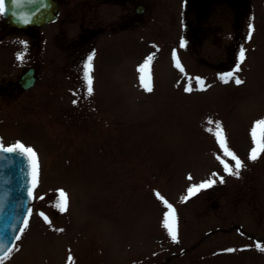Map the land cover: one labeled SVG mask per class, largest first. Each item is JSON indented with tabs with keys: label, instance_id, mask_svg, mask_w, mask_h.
Masks as SVG:
<instances>
[{
	"label": "rangeland",
	"instance_id": "obj_1",
	"mask_svg": "<svg viewBox=\"0 0 264 264\" xmlns=\"http://www.w3.org/2000/svg\"><path fill=\"white\" fill-rule=\"evenodd\" d=\"M139 1L147 6L144 30L103 37L87 49L95 46L92 95L77 71L88 57L79 58L81 66L48 57L38 84L17 104L0 106L3 143L22 142L39 159L29 227L4 264H70L69 257L71 264H264L257 249L264 243L241 232L264 236V154L249 160L251 130L264 120V0H251L248 18L257 21L250 40L246 22L240 31L231 25L214 32L190 24L184 5L180 31L181 0ZM67 10L65 32L73 38L82 16ZM92 13L106 21L117 14ZM241 48L246 58L235 72ZM148 56L151 92L138 71ZM227 70L244 83H224ZM216 123L246 165L239 178L220 162L234 164L213 134ZM210 179L217 181L212 188L184 199ZM60 190L69 199L65 212L55 206ZM165 201L175 210L178 242L163 226Z\"/></svg>",
	"mask_w": 264,
	"mask_h": 264
},
{
	"label": "flooded vegetation",
	"instance_id": "obj_2",
	"mask_svg": "<svg viewBox=\"0 0 264 264\" xmlns=\"http://www.w3.org/2000/svg\"><path fill=\"white\" fill-rule=\"evenodd\" d=\"M60 4L59 18L50 24L38 27L34 26L26 30L9 23L4 14H0V106L17 104L22 99L25 89L22 84L23 74L30 69L39 80L40 58L43 57H68L73 58L74 64L80 66L79 58H84L90 53L93 55L95 46L87 50L94 42L103 37H112L119 32H127L129 35H137L140 28H146L147 6L139 0H56ZM92 2L90 6L87 2ZM80 4V5H79ZM82 4L86 5L84 9ZM191 17L188 19L213 27H222L221 33L231 25H243L250 19L251 0H192ZM184 3L181 0L179 13L180 28L184 21ZM81 12V19L76 35L68 37L65 27L70 25L68 8ZM105 8L102 13L100 8ZM142 7V8H140ZM10 6L8 10H10ZM97 12L105 15L109 10L117 12L111 20L100 18L92 13ZM7 11V10H6ZM62 26L61 30L54 29ZM181 30V29H180ZM213 37V36H212ZM226 52L229 55L230 48ZM23 56V60L18 57ZM72 62V61H71ZM73 63V62H72Z\"/></svg>",
	"mask_w": 264,
	"mask_h": 264
},
{
	"label": "snow or ice",
	"instance_id": "obj_3",
	"mask_svg": "<svg viewBox=\"0 0 264 264\" xmlns=\"http://www.w3.org/2000/svg\"><path fill=\"white\" fill-rule=\"evenodd\" d=\"M6 4L7 0H0V14H5L6 12ZM26 23L29 21H25ZM254 26L249 25V31H248V39L250 40L252 37V34L254 32ZM181 47H184L183 42L181 43ZM93 55L89 56L85 65L84 69V75L86 79V88L88 95L93 94V77L91 73L93 72ZM175 66L178 68L181 72L184 71V68L182 67L180 60L178 57H176L175 53H173ZM246 58L245 50L241 48L239 52V64L236 66L235 72H239L240 64L244 62ZM19 60H23V56L18 57ZM153 61V56H148L146 59V62L138 69V71L141 73L140 80L145 88L146 91L151 92L152 91V85H151V74H150V66ZM220 79L224 83H229L230 81L234 80L236 85H241L244 83L243 80L239 79L235 76L234 72H229L225 75H222ZM197 83L200 85V90H205L204 88V81L203 80H197ZM186 91L191 92V87L187 88ZM209 123H213L212 121H209ZM209 131H213L212 129H209ZM215 135L218 144L220 148L223 150V155L225 157L230 158L234 164L229 165L228 163H225L224 160H221V164L223 165L224 171L227 175L235 176L239 178L240 172L246 167L245 163L233 152L229 149L227 144V138L224 131L223 126L220 123H216L215 125V131L213 132ZM251 137L254 143V147L252 148L249 160L255 162L261 154H264V120H259L254 123V126L251 130ZM7 156H16L21 159H23L28 168H29V175H30V186L27 191V196L30 199H35V189L38 185V177H39V159L37 152L30 146H26L22 142L17 141L16 143L6 146L3 143L2 138H0V159H5ZM219 159V157H218ZM190 180L192 179L191 176L188 177ZM215 179H210L204 183H201L199 185H194L188 189L187 196L184 197L185 200L191 198L192 196H195L198 192L212 188L216 184ZM219 182L223 183V178H219ZM159 196V194L157 193ZM43 199V197H41ZM165 204L167 205L169 211L167 215L164 218L163 226L167 229L168 234L173 242H178V226H177V218L175 214V210L172 208L170 204H167V201H165ZM61 212H65L68 209L69 206V199L68 195L63 191L60 190L58 194V201L55 205ZM32 216V209L29 208L27 210V213L25 215V218L22 222V226L17 231L16 229H13L16 234L10 239V241L7 242H0V264H4L5 261H7L12 253L15 250H18L17 248V242L21 240L25 230L29 227V219ZM41 216L45 220V222L50 223L47 216H44L43 213H41ZM62 231V229L60 230ZM257 249L261 252H264V247H261L260 245H257ZM229 252H234L236 249H229ZM69 262L71 264V257H69Z\"/></svg>",
	"mask_w": 264,
	"mask_h": 264
},
{
	"label": "water",
	"instance_id": "obj_4",
	"mask_svg": "<svg viewBox=\"0 0 264 264\" xmlns=\"http://www.w3.org/2000/svg\"><path fill=\"white\" fill-rule=\"evenodd\" d=\"M6 5L12 8V13L9 10L6 13L9 21L23 27L55 20L59 13V6L53 0H7ZM16 10L24 12L20 23L14 20ZM28 78L30 73L24 77L25 87L34 82ZM29 186V168L23 159L16 156L0 159V242L10 241L16 234L13 229L19 230L30 203Z\"/></svg>",
	"mask_w": 264,
	"mask_h": 264
}]
</instances>
